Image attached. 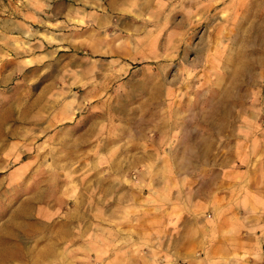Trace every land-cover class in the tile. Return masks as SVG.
I'll return each mask as SVG.
<instances>
[{
	"label": "rangeland",
	"instance_id": "rangeland-1",
	"mask_svg": "<svg viewBox=\"0 0 264 264\" xmlns=\"http://www.w3.org/2000/svg\"><path fill=\"white\" fill-rule=\"evenodd\" d=\"M73 58L80 68L100 70L93 76L95 107L78 116L111 125L112 139L97 143L111 145L115 156L92 149L71 162L60 139H43L38 124L51 104L53 118L75 115L61 107ZM27 118L37 123L35 140H27ZM27 144L34 153L14 163ZM173 162L190 170L174 173ZM147 163L155 164L152 172L142 168ZM72 164L88 171H69ZM159 179L169 185V209L174 181L175 207L197 216L181 221L174 264H264V215L256 213L264 204L245 203L264 197V0H0L5 264H67L65 252L53 263L41 258L44 234L65 229L68 201L90 197V189L99 197L80 181L114 185L115 197H129V204L115 200L121 218L113 238L146 244L139 220L129 217L156 211ZM187 244L194 249L187 252Z\"/></svg>",
	"mask_w": 264,
	"mask_h": 264
},
{
	"label": "crops",
	"instance_id": "crops-1",
	"mask_svg": "<svg viewBox=\"0 0 264 264\" xmlns=\"http://www.w3.org/2000/svg\"><path fill=\"white\" fill-rule=\"evenodd\" d=\"M80 64L81 63L78 59H71V67L67 72L68 82L65 83L67 87L64 89L62 86V91L67 93V99L65 103L61 104V107L62 109L70 108L71 110L74 108L75 115L66 116V114L70 113L65 111L64 116L63 112H60V117L53 118L51 117L53 112L52 108H57V105L51 104V109L49 110L50 116L45 118L44 122H39L41 124H38L39 127H42L44 133L43 139L47 143H50L55 139H60L63 144V149L65 150L64 152L70 158L71 162L72 157L89 155L92 153V149L95 155H106L108 157L115 156V153L111 152V145L107 146L106 144L101 145L97 143V141L103 139H112L111 136H109L111 125H104L99 119H89V117H85L84 115L78 116V111L83 107H95L94 101L91 100L95 91L93 76H96L97 79L100 76L99 69L80 68ZM101 72H103L104 75H107L104 70ZM164 83L165 82H162L160 86H165ZM80 90H82L84 94L78 96L79 94L77 92ZM44 108L48 109V105L45 104ZM32 119L27 118L26 122L28 128L26 133L28 137L27 140H35L37 138L35 135L37 123L32 121ZM125 130L132 131L131 125L125 127ZM165 131V129L161 130V136L156 139L159 141L158 143L160 147L164 146V141L167 139L165 135H163ZM16 135L17 134H14L13 136ZM7 137L11 138L10 136ZM39 138L41 139V137ZM136 146L137 144H132L131 148ZM34 151V144H27V151L21 152V154L17 153L15 156L18 157L14 160V163H17L18 160H21L25 155L34 153ZM126 153L131 152L127 151ZM109 163L112 162L109 160ZM144 165L145 166L142 167L144 170L152 172L155 164L147 163ZM25 166L28 168L30 165L29 163H26ZM75 166L76 164L68 165L67 169L69 171H88L86 167L81 168ZM138 170L141 171V167ZM161 170H165L164 167H162ZM170 170L174 173H178L180 170H190V167L185 168L178 162L177 164L173 162ZM81 182L83 185L85 183L92 185H88L86 188H96L99 197L95 195L94 190L90 189V197L84 198L83 195L81 196L82 199L76 197L72 201L67 202V204L69 203V209L62 212L64 214L62 220L65 221V229H60L59 231L49 230L44 234L45 244L41 255V258L44 261L49 260L50 263H53L57 259L55 253L58 252L66 253L65 259H67V264H133L134 262H139V264H165V262L166 264H174V262L179 261V255L176 252L179 251L177 250V242H179V236L181 233V221L184 219L189 220L192 217L195 219L197 216H193V214L191 215V210H187V206L182 210L183 213L180 212L179 207H175L179 206V200H177L176 203V199L179 198L180 193L175 191L176 189L174 188L176 187L174 186V181H172L171 186L172 196L170 201L172 202V206L170 209L169 204L166 203L168 201H165L164 199L165 189H167L169 185H165V181L159 179L156 181L155 185L157 188V197H159L157 198L156 211H149L141 213L140 215H134L135 212L130 214L129 220H139L141 236L147 241L146 244H143L140 247L134 246L132 243L118 245L115 243V238H113V223H115L116 219L121 218L118 217V214L114 210L115 204L117 203L115 200L117 198L120 200V203L129 204V197L128 200H125L126 197L121 199L120 195L115 197V193H113L112 190L114 189V185L107 187V190L105 185H103V182L101 183L100 181H95V185L94 181H80V183ZM177 184H180V182L178 181ZM181 186L182 185H180V187ZM158 193H160V195ZM112 194L113 197H115L114 200L111 199ZM194 194L195 192H193V196ZM190 195L192 196V193ZM100 196H104V198H100ZM254 198L253 201L245 198V203L257 205L264 204V201H260L264 200V197H258L256 195ZM167 199L169 198L167 197ZM112 203L114 206H111ZM256 211L254 210L257 214L264 215V207L259 208L256 206ZM18 214L19 212L17 211L13 216L16 217ZM51 214L52 215H50L49 218L54 219L56 210ZM186 215L188 218L185 217ZM2 219L3 213H0V220ZM85 220L88 222L85 223ZM79 221H82V224ZM1 232L2 229L0 230V233ZM170 236L172 237L171 243L164 242V237L170 238ZM32 237L35 241V232ZM4 243L3 237L0 235V264H5L2 255L7 250L4 249ZM185 249L189 252L190 250H193L194 247L187 244ZM8 251H11L13 254L14 249ZM12 257L15 258L16 256L13 255ZM183 257L187 258V260L193 258L190 257V254L188 253L183 255Z\"/></svg>",
	"mask_w": 264,
	"mask_h": 264
}]
</instances>
